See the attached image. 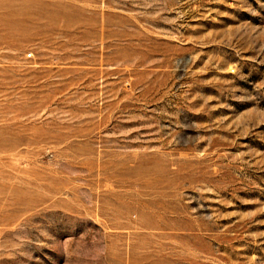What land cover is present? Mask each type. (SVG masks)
Here are the masks:
<instances>
[{"label": "rangeland", "instance_id": "1", "mask_svg": "<svg viewBox=\"0 0 264 264\" xmlns=\"http://www.w3.org/2000/svg\"><path fill=\"white\" fill-rule=\"evenodd\" d=\"M0 264H264V0H0Z\"/></svg>", "mask_w": 264, "mask_h": 264}]
</instances>
